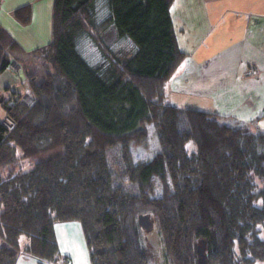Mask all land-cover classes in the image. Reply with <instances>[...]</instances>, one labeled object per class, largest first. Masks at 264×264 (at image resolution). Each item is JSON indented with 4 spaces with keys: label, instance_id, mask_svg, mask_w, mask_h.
<instances>
[{
    "label": "trees",
    "instance_id": "obj_1",
    "mask_svg": "<svg viewBox=\"0 0 264 264\" xmlns=\"http://www.w3.org/2000/svg\"><path fill=\"white\" fill-rule=\"evenodd\" d=\"M173 1L53 0L51 40L30 54L0 27V74L18 61L33 96L0 103L14 123H0V264L64 260L57 222L82 226L91 264H148L140 215L157 224L165 264H197L202 241L207 264L264 259V131L165 102L185 58ZM12 16L28 25L31 8ZM109 34L128 50H112ZM27 158L40 160L1 175Z\"/></svg>",
    "mask_w": 264,
    "mask_h": 264
},
{
    "label": "crops",
    "instance_id": "obj_2",
    "mask_svg": "<svg viewBox=\"0 0 264 264\" xmlns=\"http://www.w3.org/2000/svg\"><path fill=\"white\" fill-rule=\"evenodd\" d=\"M52 4L53 0H2L0 27L30 54L51 40ZM24 6L31 8L28 25L12 16ZM170 15L185 58L168 82L165 102L233 118L264 131V0H174ZM5 84L0 81L4 101L3 92L12 89L13 82ZM19 94L13 91L12 100ZM5 118L6 114L0 123ZM54 233L64 260L39 263L21 254L16 264H91L79 223L57 222ZM255 264H264V259Z\"/></svg>",
    "mask_w": 264,
    "mask_h": 264
},
{
    "label": "rangeland",
    "instance_id": "obj_3",
    "mask_svg": "<svg viewBox=\"0 0 264 264\" xmlns=\"http://www.w3.org/2000/svg\"><path fill=\"white\" fill-rule=\"evenodd\" d=\"M115 41L114 36H112V34L107 35L106 37V42L111 45L113 42ZM86 43H83V47H82V51L84 56L86 57V59L91 62V63H99L101 62V56L100 53L98 52V50L93 47V45H86ZM111 49L114 50L115 52H120L118 51V49H126L128 50V46L126 43L124 42H118L115 45L112 44ZM14 58V57H13ZM10 79L11 82H13L12 84V89L6 90L5 92H3V94L5 95V101H8L9 103H12V92L16 91L21 93L24 89H27L30 97L33 99V96L31 94V92L28 89V86H25V75L23 72H21L19 75H15L12 74L11 72L7 71L6 74L1 75L0 77V81L6 83L5 85H7V83H10ZM15 83V84H14ZM5 114V110L2 107V105L0 104V119L3 117V115ZM152 129V128H150ZM151 141L152 143H156V135L153 134V131L151 130ZM188 150L193 149V146L191 144H188ZM19 153V150H18ZM134 153L135 156L137 157H150L152 155L151 151H146L143 148H137L134 149ZM117 154H114L113 151L110 152L109 154V160L111 161L112 157H116ZM40 159L37 158H27V159H23L17 163H15L13 166L9 167L8 169H5L3 172H1L2 176H5L8 172V170H13L14 172H18V171H29L31 170L35 163L37 161H39ZM153 194H156V185L153 182L152 184V188H151ZM1 212V210H0ZM262 232H261V237L264 239V226H262L261 228ZM141 239H142V243L143 245L147 248L148 250V254H149V261L148 264H165L164 262H162V258H163V244L161 241V235H160V231L159 228L157 226V224H153L152 229L145 231L143 229H141ZM28 242V238L26 236H22L20 238V245L24 246L25 244H27Z\"/></svg>",
    "mask_w": 264,
    "mask_h": 264
},
{
    "label": "built area",
    "instance_id": "obj_4",
    "mask_svg": "<svg viewBox=\"0 0 264 264\" xmlns=\"http://www.w3.org/2000/svg\"><path fill=\"white\" fill-rule=\"evenodd\" d=\"M7 70L15 75H19L22 72L21 65L19 64L18 61L14 59H11L10 62L8 63ZM252 73L255 74L256 72L253 70ZM20 99L21 101H26L28 103H31L33 101L27 89H24L21 92ZM2 124L8 130H10L14 126L12 120H10L7 117L3 120Z\"/></svg>",
    "mask_w": 264,
    "mask_h": 264
},
{
    "label": "water",
    "instance_id": "obj_5",
    "mask_svg": "<svg viewBox=\"0 0 264 264\" xmlns=\"http://www.w3.org/2000/svg\"><path fill=\"white\" fill-rule=\"evenodd\" d=\"M1 102H2V98H0V103ZM138 224L141 227V229L145 231H148L153 227V221L150 219L149 215H140L138 217ZM197 256H198L197 264H207L204 241H202L201 244L197 246Z\"/></svg>",
    "mask_w": 264,
    "mask_h": 264
}]
</instances>
